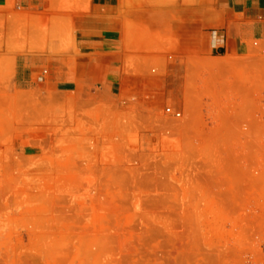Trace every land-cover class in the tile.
<instances>
[{
  "label": "rangeland",
  "instance_id": "374dc122",
  "mask_svg": "<svg viewBox=\"0 0 264 264\" xmlns=\"http://www.w3.org/2000/svg\"><path fill=\"white\" fill-rule=\"evenodd\" d=\"M136 30L131 80L80 93L13 84L26 45L72 49L67 19L0 34V264H264V43L180 55Z\"/></svg>",
  "mask_w": 264,
  "mask_h": 264
},
{
  "label": "crops",
  "instance_id": "0c3cea01",
  "mask_svg": "<svg viewBox=\"0 0 264 264\" xmlns=\"http://www.w3.org/2000/svg\"><path fill=\"white\" fill-rule=\"evenodd\" d=\"M53 3L56 0H0V34L4 36L16 22L47 26L53 16L67 19L73 32L72 49L63 53L57 50L50 56L29 45L14 53L13 84L19 90L45 83L63 93L97 86L112 91L129 82L126 71L133 56L126 50L129 25L137 28L135 41L147 29L153 37L176 44L180 55L203 53L210 43L215 53L240 56L250 43H264V0H194L190 4L178 0L167 7H130L127 0H72V9L65 12L51 10ZM5 53L3 47L1 54Z\"/></svg>",
  "mask_w": 264,
  "mask_h": 264
},
{
  "label": "built area",
  "instance_id": "2783aa9c",
  "mask_svg": "<svg viewBox=\"0 0 264 264\" xmlns=\"http://www.w3.org/2000/svg\"><path fill=\"white\" fill-rule=\"evenodd\" d=\"M253 47L254 48H258V43H254L253 44ZM169 112V109H166V113H168ZM173 117L175 118V119H179L180 117H181V114L180 113H175V114H173Z\"/></svg>",
  "mask_w": 264,
  "mask_h": 264
},
{
  "label": "bare ground",
  "instance_id": "6f19581e",
  "mask_svg": "<svg viewBox=\"0 0 264 264\" xmlns=\"http://www.w3.org/2000/svg\"><path fill=\"white\" fill-rule=\"evenodd\" d=\"M78 10V9H77ZM82 10V9H81ZM80 11V10H79Z\"/></svg>",
  "mask_w": 264,
  "mask_h": 264
}]
</instances>
